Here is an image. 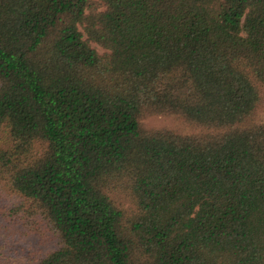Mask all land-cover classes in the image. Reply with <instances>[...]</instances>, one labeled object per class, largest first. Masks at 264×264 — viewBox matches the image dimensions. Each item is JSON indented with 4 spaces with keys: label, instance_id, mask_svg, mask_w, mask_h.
<instances>
[{
    "label": "trees",
    "instance_id": "16d2710c",
    "mask_svg": "<svg viewBox=\"0 0 264 264\" xmlns=\"http://www.w3.org/2000/svg\"><path fill=\"white\" fill-rule=\"evenodd\" d=\"M0 264H264V0H0Z\"/></svg>",
    "mask_w": 264,
    "mask_h": 264
},
{
    "label": "rangeland",
    "instance_id": "374dc122",
    "mask_svg": "<svg viewBox=\"0 0 264 264\" xmlns=\"http://www.w3.org/2000/svg\"><path fill=\"white\" fill-rule=\"evenodd\" d=\"M93 45L96 46L100 51H103V49L97 44L94 43ZM147 123L150 126H160L163 124H172L173 120L169 121L168 118L163 117V116L162 117H152V118L147 119ZM36 244H37L36 238H30V239H27L25 243H21V245L24 246L28 251L30 250L32 252L34 248L37 247ZM23 254H24L23 251L18 250V252H12L8 255L12 261L25 263V258Z\"/></svg>",
    "mask_w": 264,
    "mask_h": 264
}]
</instances>
